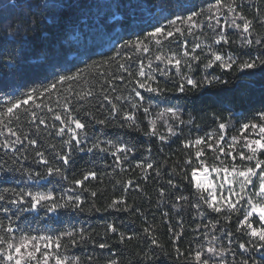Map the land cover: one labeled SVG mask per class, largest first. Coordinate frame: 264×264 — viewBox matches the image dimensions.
Here are the masks:
<instances>
[{
    "label": "trees",
    "instance_id": "trees-1",
    "mask_svg": "<svg viewBox=\"0 0 264 264\" xmlns=\"http://www.w3.org/2000/svg\"><path fill=\"white\" fill-rule=\"evenodd\" d=\"M178 2L190 11L203 10V14L198 18L204 22L203 31L195 29L193 35L185 32L184 36L177 34L167 39L163 36L157 37L159 44L156 39L146 40L145 43L150 49L148 53L133 47H123L125 41L135 42L138 37L144 39L154 26H160L156 19L152 18L159 12L158 5H175ZM214 3L215 0H14L8 6L7 13L0 16V92L15 97L32 88L42 90L55 83L59 75L82 70V78L71 83V91L69 84H57L51 93L35 98V103H47L54 112L66 118L68 113L64 104L67 102L72 115L86 125L85 131L80 132V147L85 151L74 148L70 164L64 166L56 153L68 151V146L63 141L69 137L67 134L63 137L55 134L60 122L53 118V113L48 112L47 108L42 106L36 109L35 103L29 101L28 105L18 110V121L13 117L12 123L9 124L8 118H4L8 127L18 134H27L38 143L35 148L28 145L27 141L17 144L16 148L20 149L18 152L0 147V195L6 197L5 201H0V208L11 209L9 213L0 211V222L7 226L10 223L8 217L13 216L17 210L15 206L7 203L15 197L5 189H15L17 192H50L61 203L68 196H80L83 201L81 207L84 209L79 211L59 208L55 213H49L40 208L39 211L24 212L19 220L13 217L11 221L13 236L19 237L27 233L55 237L73 229L77 232L84 229L91 234V239L77 246L61 249L63 255L70 258L79 257L82 264H106L109 259L117 260L118 264H185L184 257H177L176 246L185 257L189 256L198 244L205 248L208 246L203 235L208 233L209 237L216 235L220 238L215 242V246L224 249L221 256L227 264H243L244 260H247L248 264H264V248L258 251L252 249L248 243L249 236L236 232L235 215L231 221H226L222 214L209 211L201 219L196 215L195 209L184 201L177 202L175 199L176 196L183 195L189 197L193 203L197 200L196 190L193 184L189 183L191 166L186 167L184 164L190 152L184 148V142L206 137L209 133L216 135L219 123L229 121L231 123L225 131L226 141L232 136H239L241 124L253 119L255 113L264 108V74L260 69L241 72L235 65L230 70L221 69L217 65L210 69L204 68L211 58L207 45H212L213 50L220 54L242 57L245 60L249 58L245 53L256 56L264 52V47L260 45L244 44V38L235 29L227 30L229 44H214L215 34L206 26L208 16L220 13L215 9L212 12L207 11L208 5ZM237 4L238 11L242 10L244 15L254 20L255 31L247 38L255 40L264 37V26L258 22L264 20V0H237ZM222 13L227 14L226 9H223ZM183 14L188 15L190 12L184 11ZM53 17L57 20L55 24L52 22ZM212 23L215 24V21ZM160 24L166 26L163 20ZM177 26L181 28L179 23ZM185 27L182 24V28ZM195 31L206 44L196 51L200 60L193 62L191 69L182 64L180 74H177L171 65L167 66L168 75L156 71L157 65L160 69H165L166 65L155 60V56L180 54L181 42L185 39L190 51L198 42ZM12 35H15V41ZM29 39L33 41L32 47L23 48L21 41ZM117 52L120 53L119 56H116ZM114 56L116 59L112 60ZM128 57L131 59H127ZM149 60L152 62V69L147 68ZM140 61L145 64L149 75L155 77L154 81L148 83L164 90L157 95L137 88L144 97L143 101L131 91L136 86L129 83L133 78L119 68V64L123 63L135 73ZM11 62H16L19 67L15 70L7 67ZM185 73L198 81H203L205 76H218L224 83L213 81L212 84H203L198 89H191L186 85L185 91L179 92L177 89L183 82L181 76ZM120 76L124 79H114ZM113 88L116 91H113ZM88 91L93 95L85 100H79L76 96V93ZM104 95H108L120 109L115 119L109 117L111 105L104 101ZM118 95L122 97L120 101L115 100ZM132 103H137L138 107L132 108ZM26 107L45 117L46 123H31L32 118L25 112ZM144 107L149 108L147 116L143 111ZM169 107L176 108L184 121L183 124L176 119L172 121L177 135H169L162 127L157 130V135H145L151 130L150 121L153 116ZM0 111L4 109L0 108ZM124 111L135 115L136 124L133 127H128L127 122L122 119ZM97 119H108L109 123L101 125L96 123ZM0 131L4 132V135L0 136V145L5 139H15L3 125H0ZM161 135L166 137L165 141L159 139ZM93 142H99L102 147H110L111 142L112 146L107 153L95 149L89 153L86 149ZM116 145H127L134 149L133 152L127 153V160L122 159L119 166L116 158L111 155ZM237 147L238 150H244L239 144ZM37 150L44 152L50 162L48 166L62 167L63 176H47V166L34 162L38 159L35 157ZM216 154L212 149L205 147V155L201 159L206 160L208 165H218L219 161L214 160ZM233 155L237 156L236 163L240 164L237 153L234 152ZM221 158L231 163L230 157ZM140 162L152 163L153 169L142 171L136 167ZM195 163L193 156V165ZM182 168L189 173V179L184 178ZM24 169L31 170L32 178H29V173ZM88 172H95L96 178L89 177L84 180L82 186L73 183L76 179L83 180V176ZM36 173H40L43 178L36 176ZM144 176L148 178L145 180ZM169 179H172L178 188L168 185ZM128 180H132L134 185L125 190ZM136 184H139V189L135 187ZM161 188L165 191L164 197L159 195ZM93 191L96 192L95 197L91 195ZM121 196H124L127 205L131 206L129 211L107 208L113 199ZM174 204L177 207H173ZM21 207H29V204ZM135 208L141 211L136 212ZM165 212L168 213L167 217L163 215ZM240 218L242 219V216ZM178 220H182L183 235L174 244L173 233L169 232V227L179 232ZM216 220L220 222L215 225V232L211 225L208 228L201 226L198 232L194 231L197 225ZM108 224H113L118 231L106 232ZM254 224L256 226V221ZM148 226H151L159 246L153 245V236L143 231ZM221 228L234 234L231 244L229 238L221 233ZM20 230H23V233ZM121 233L125 235L123 243L119 240ZM0 235L9 234L0 230ZM128 236L133 238L129 240ZM68 240L67 236L63 238L64 242ZM240 242L246 243L248 251L239 248ZM99 243H107L109 247L100 249ZM88 257H94V260L88 261ZM209 257L215 261L220 258L205 252L203 258Z\"/></svg>",
    "mask_w": 264,
    "mask_h": 264
},
{
    "label": "snow or ice",
    "instance_id": "snow-or-ice-1",
    "mask_svg": "<svg viewBox=\"0 0 264 264\" xmlns=\"http://www.w3.org/2000/svg\"><path fill=\"white\" fill-rule=\"evenodd\" d=\"M159 12L152 16L153 19H156V22L160 26H154L153 30L146 34L144 39L137 38L135 42L127 40L124 42L123 47H133L136 50H142L144 53L150 51L149 47L145 43L146 40L156 39L157 37L172 38L179 34V36H184L185 32L188 35H193V29L200 28L203 31L204 22L198 19L202 14L203 10L200 12L190 11L185 9L182 4L179 2L175 5L169 4H160L158 5ZM239 5L237 0H215L214 4H209L207 11L212 12L213 9L216 12H222L223 9H226L227 14H229L230 19L225 17L223 24L221 23L220 16L215 15L208 16L207 27L215 34L213 36L214 44H229V36L227 34V29H235L242 36L243 42L246 45H260L264 47V37L260 39H248V36H251L255 31L254 20L249 19L246 15L243 14V11H238ZM177 9L180 11L178 12ZM184 11H189L190 14L184 15ZM215 19V24L212 23ZM163 20L166 22L160 24V21ZM241 21L242 23H238ZM53 24L57 23L55 17L52 19ZM261 26H264V20L258 21ZM183 24L186 27L180 28L177 25ZM174 29V31H173ZM246 34V35H245ZM11 35V34H10ZM13 41H15V35H12ZM197 39H199L197 37ZM7 42V41H6ZM157 44L160 43L156 39ZM23 48H30L33 45L32 39L21 41ZM188 41L185 39L181 42L182 52L180 54L172 53L171 55L157 54L155 60L165 63L166 68L160 69L157 65L156 71H160L162 75H168L167 66L171 65L176 69L177 74L181 72V65L191 69L193 62L199 61L200 56L196 54L197 49L201 48L200 43H196L191 50H188ZM208 52L211 53V58L208 59L207 63L204 65L205 69H210L214 65H217L221 69L230 70L235 65L237 69L241 72L248 69H260L261 73L264 74V52H261L259 55L252 56L251 53H245L249 58L247 60L242 57L232 56V55H222L217 51H214L212 45L206 46ZM120 53L117 52L116 56H119ZM116 56L112 57V60L116 59ZM187 58V59H184ZM127 59H131L128 57ZM217 62H219L217 64ZM7 67L15 70L19 67L16 62H11L6 65ZM153 65L151 60L147 64L148 69H152ZM119 68L128 73L129 77L133 79L129 83H134V86L131 91L135 93V96L139 98L140 101H143L144 97L141 95L139 89H145L149 93L161 94L164 90L159 87H153L148 81H154L155 77L149 75L145 69V64L143 61L139 62L138 70L133 73L125 64H119ZM82 78V70H78L73 74H64L59 75L56 78L55 83H51L48 86L44 87L42 90L32 88L28 92H21L19 96L13 97L12 95L4 92H0V108H3L4 111H0V125H3L7 129V132L10 136L15 137L14 140L5 139L3 144L0 147L4 149H9L14 152L20 151L16 148L17 144H23L24 141H27L28 145H31L33 148L37 145L36 139H30L27 134H18L17 131L13 128L8 127L4 123V118H8V123H12V118L14 117L17 121L20 119L18 110L24 106L28 105L29 101L35 103V98L43 97L45 93H51L56 89L57 84H69V91H71V83L77 82ZM140 78H144L143 80ZM114 79L123 80L124 77H114ZM183 82L180 83L178 87L179 92H184L186 85L191 89H198L203 86V84H212L213 81L224 83L218 76H212L209 78L205 76L203 81H198L193 79L188 74H183L181 76ZM111 84V81H109ZM113 91H116L113 88ZM91 91L84 93H76V96L79 100H85L87 97L92 96ZM104 101H107L111 105V110L109 112V117L115 119L120 112L117 104L109 98L108 95L103 96ZM121 96H116L115 100L120 101ZM47 108V111L53 113V118L56 121L60 122V126L56 131V135L63 137L68 135V139L64 140L63 143L68 146V151L61 153L57 152V158L62 161L64 166H67L71 162L72 151L78 149L79 151H85L84 148H81L80 145L82 140L80 138V132L85 131L86 125L80 119L72 115V111L69 109V105L66 102L64 104L65 111L68 113L66 118H62L61 114L54 112L53 108L49 107L47 103H35V108L39 109L41 107ZM101 107L103 105L101 104ZM132 108H137V103L131 104ZM143 111L147 116L149 113V108L144 107ZM25 112L29 113L32 120L31 123L35 124L37 121L39 125H44L46 123L45 117L40 116L35 110H29L25 108ZM165 113H170L171 116L178 120L180 124H183L184 121L180 118L179 111L176 108H166L164 111L158 113V116H164ZM91 115V113H89ZM95 119V117H93ZM122 119L127 122L128 127H133L136 124V117L132 112L124 111ZM96 123L101 125H107L109 123L108 119H97ZM231 122H221L218 125V134L214 135L212 133L207 134L206 137H197L194 140H188L184 142V148L189 149L188 158L184 161L185 166H191L190 179L189 173L185 168H182L181 171L184 172V178L189 179V183L193 184L197 196V200L193 203L187 196H176L175 199L177 202L184 201L192 209H195L196 215L201 217L205 216L206 213H216L222 214L224 220L231 221L233 216L237 217V227L236 232L242 233L243 235L249 236V244L252 249L260 250L264 248V108L257 111L253 119L249 120L246 123H242L239 129V136H232L230 141L225 139V131L229 127ZM123 126V125H122ZM150 131L146 132L145 135H157L155 121H150ZM37 131L39 127L37 126ZM169 135H177L176 130L169 126L168 127ZM247 133V135H245ZM4 132L0 131V136H3ZM23 136V139H22ZM161 141H165L166 137L161 135L159 136ZM73 141L75 145L73 146ZM243 141V143H241ZM244 150H238L237 145ZM204 147H201V146ZM111 147V142H109ZM51 147H55L51 145ZM110 147H102L99 142H93L90 147L86 149L87 152L91 153L93 150H98L99 152L107 153L110 151ZM115 150L111 152L116 158L117 166L123 160H127V153L133 152V148H129L127 145H116L114 146ZM205 147L212 149L213 152L217 153L214 157L215 161H219V164L213 163L208 165L206 160L201 159L205 155ZM227 148V151H226ZM237 153L239 156L240 164L236 163L237 156L233 153ZM123 154V155H121ZM193 156L195 158V165H193ZM230 157L231 163H225L221 157ZM36 159L34 162L46 165V175H60L63 176V168L48 166L50 164L49 160L45 157L44 152L37 150L35 152ZM27 159V157H25ZM246 162V163H245ZM137 168H140L142 171L146 172L148 169H153L152 163L144 164L143 162L137 163ZM211 167V171L217 174L218 178L222 177V183L219 184L220 195H217L216 188L217 186L213 181L208 180L207 178L201 179V176L204 173H207ZM25 172L29 173V178H32L31 170L24 169ZM157 175H159V170H156ZM38 177L43 178L40 173L35 174ZM89 177L93 179L96 178L95 172H88L83 176V180H73V183L78 186H82L84 180H88ZM147 176H144L143 179H147ZM168 185L172 188H178V185L174 183L172 179L167 181ZM134 182L128 180L125 184V190L133 187ZM135 187L139 189V184H136ZM209 189H211L209 191ZM5 191H10L15 198L9 199L7 203L16 207V211L13 213V216L8 217L10 223L5 226L0 222V230L9 234L7 236L0 235V264H82L79 257L70 258L67 255L61 253V249H67L69 246H77L81 242H85L91 239V234L87 233L84 229L77 230L73 229L72 231L64 232L62 235L53 236H35L27 233H23V230H20L23 234L19 237H15L12 234L14 233V228L12 226V219L15 217L16 220H19L21 215L24 212L29 211H39L40 208L45 209L49 213H55L59 208H72L73 210L84 211L81 207L83 201L80 196H68L63 202H58L56 198L49 193L42 192H31V191H20L17 192L15 189H5ZM207 192V195L204 193ZM227 193V195H225ZM93 197L96 196V192L91 193ZM160 197L165 196V191L163 188L159 191ZM26 198H30L27 200ZM6 197L0 195V201H5ZM29 204V207H21V205ZM39 206V207H38ZM119 206V207H118ZM131 206L127 205L124 196L113 199L107 208L116 209L117 211H129ZM173 207H177L176 204ZM107 210V209H106ZM136 212H140L139 208L134 209ZM0 211L4 213H9L10 208L4 207L0 208ZM165 217L168 216V213H163ZM242 216V219L240 218ZM256 221V226H254L253 220ZM220 221H210L208 224L197 225L194 231H199L202 227L208 228L210 225L213 232H215V225ZM180 231L177 232L172 227H169V232L173 233V242L174 244L179 241L183 235V223L182 220L177 221ZM118 229L113 224H108L106 232L116 233ZM143 231L151 236L152 244L158 245L157 239L154 238L153 230L151 226L145 227ZM221 233L229 238V244L233 241L231 237L234 235L231 231H225L223 228L220 229ZM205 239L207 240L208 246L205 248L203 245H197V248L192 250L189 256H184L178 246H176L177 257H184L185 264H227V262L221 256V253L224 251L223 248H217L215 242L220 238L216 235H211L209 237L208 233H203ZM67 236L69 240L67 242L63 241V238ZM133 237L128 236L127 239L131 240ZM119 240L121 243L125 241V235L121 233L119 235ZM94 242V241H93ZM98 247L100 249L108 248L107 243H99ZM239 248L244 251H248V247L245 242L239 243ZM207 252L212 256H219V260H212L211 257L203 258L204 253ZM88 261H93L94 257H88ZM106 264H118L117 260L109 259L106 261ZM243 264H248L247 260L243 261Z\"/></svg>",
    "mask_w": 264,
    "mask_h": 264
},
{
    "label": "rangeland",
    "instance_id": "rangeland-1",
    "mask_svg": "<svg viewBox=\"0 0 264 264\" xmlns=\"http://www.w3.org/2000/svg\"><path fill=\"white\" fill-rule=\"evenodd\" d=\"M14 2V0H0V16L1 15H5L6 13H7V10H8V6H10L12 3ZM215 15H218V16H220V19H221V23L223 24V22H224V19H225V17H228L229 19H230V16H229V14H225V13H222V12H220V13H216ZM213 21H215V19H213ZM238 23H242L241 21H237ZM181 25V28H182V24H180ZM193 30H195V29H193ZM200 31V28H196V31ZM227 30H229V29H227ZM195 31V32H196ZM196 40L198 41L197 43H200L201 45H206L205 44V41L203 40V38L200 36V34H197V32H196ZM197 37L199 38V39H197ZM223 55V54H222ZM227 55H229V54H227ZM227 55H225V56H227ZM184 59H187V58H184ZM165 109H162L160 112H162V111H164ZM159 112V113H160ZM155 121V124H156V130H158L159 128H161L162 127V129L164 130V131H168V127L169 126H171L172 127V121L173 120H175L172 116H171V114L170 113H165V115L164 116H158V114L157 115H155V116H153V118H152V120L151 121ZM231 139V138H230ZM230 139H228L227 141H230ZM238 148V147H237ZM227 149V148H226ZM225 163H228V164H230L229 162H225ZM205 178H207L208 180H211V181H213V183L217 186V188H216V191H217V195L219 196L220 195V189H219V184L220 183H222V177L221 178H218L217 177V174L216 173H213L212 171H211V167H209V170H208V172L207 173H204L202 176H201V179L203 180V179H205ZM211 189H209V191H210ZM205 195H207V192H205ZM225 195H227V193H225ZM255 222V219L253 220V223ZM254 226H255V224H254Z\"/></svg>",
    "mask_w": 264,
    "mask_h": 264
}]
</instances>
